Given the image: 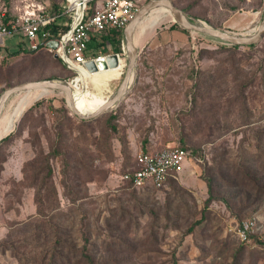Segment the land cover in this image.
<instances>
[{
    "label": "rangeland",
    "instance_id": "rangeland-1",
    "mask_svg": "<svg viewBox=\"0 0 264 264\" xmlns=\"http://www.w3.org/2000/svg\"><path fill=\"white\" fill-rule=\"evenodd\" d=\"M173 1L210 26L236 33L253 30L264 15V0ZM174 24L168 12H156L137 27L136 84L117 109L94 123L80 124L60 92L20 94L9 101L0 119V138L17 128L6 148L0 149V161L8 159L0 173V242L20 229L16 225L38 219L35 191L23 174L25 164L36 151L48 153L63 126L71 148H80L96 173L86 185L88 199L80 203L85 204L83 216L91 222L90 249L97 253L98 264H236L234 257L240 253H245L243 264H264V204L239 211L238 203L230 201L235 206L231 211L217 201L206 210L209 195L203 181L227 183L223 173H231L229 166L255 164L259 155L264 156V141L254 140L264 127V40L256 48L229 50L224 47L231 46L180 26L173 29ZM22 40L21 34L7 36L2 55L18 48ZM116 48V44L107 48V55H119L116 67L94 73L80 69L85 84L80 73L63 72L52 57L48 63L30 64L39 55L30 63L21 56L0 61V96L22 83L74 81L82 88L74 97L90 113L123 80L126 57L123 46L119 54ZM123 69L120 79L109 82ZM250 82L246 112L242 96ZM198 91L201 98L195 104ZM62 108L65 121L58 127L61 113L57 111ZM168 146L192 150L185 171L161 189L133 192L123 175L135 155ZM53 167L61 207L67 210L71 204L64 195L61 160H54ZM236 190L216 189L214 194L227 199ZM251 220L256 222L255 244L247 248L235 236L241 224ZM0 264L19 263L11 252L0 249Z\"/></svg>",
    "mask_w": 264,
    "mask_h": 264
},
{
    "label": "trees",
    "instance_id": "trees-1",
    "mask_svg": "<svg viewBox=\"0 0 264 264\" xmlns=\"http://www.w3.org/2000/svg\"><path fill=\"white\" fill-rule=\"evenodd\" d=\"M18 1L20 0H0V25H5L19 18L20 13L16 10V3ZM39 1L45 2L47 9L52 14L59 16L57 22L50 27L52 35L58 37L61 33L67 31L71 18L62 15L68 8L67 0H60L59 3L52 2L51 0ZM173 3L179 7L178 3L175 1H173ZM98 4L99 2L95 1L88 5L87 17L95 13V10L99 6ZM184 11L189 12V9L186 8ZM178 27L177 24L172 26L173 29ZM122 34L123 30H113L98 34V36L93 35L89 44V50L94 54H107L109 44H116L117 53H122ZM22 38L23 40L18 44V48L12 51L7 50V54L10 58L21 56L23 57L24 63H30L29 61L32 57L39 55L30 63L35 64L36 62L34 61L48 63L50 57H52L53 62L57 64L63 72L69 73L72 76L77 75V73L70 70L61 59H55L52 54L46 51L38 53L31 52L28 48L26 38L24 36H22ZM256 46L258 45L247 47L256 48ZM239 48L242 47H224V49L229 50H238ZM122 62L125 65V69L127 65L126 61L122 59ZM124 69L121 73H116L114 78L109 82L120 79L124 74ZM79 72L82 71L79 70ZM72 85L74 94L82 90L81 86L74 81ZM251 85L252 82L245 85L243 89V111L246 112L248 107L246 106L245 93ZM199 93L200 91H198V94L194 95L195 104H197V99L201 98V94ZM104 98L106 101L109 96H104ZM40 104L41 102L37 105L39 106ZM65 110V108H62L57 111L61 113L60 118H58V127L65 121ZM77 119L82 125L97 121V119L91 121ZM113 129L117 133L119 132L116 126H113ZM259 130L260 131L254 134V140L262 142L264 141V127L259 128ZM64 132L65 130H63L62 126L59 131L58 140L51 145L50 151L48 153L36 151L35 158L25 164L23 174L25 181L30 182L28 187L35 191L38 219H36L34 223L30 221L26 224L16 225L15 227L20 229L10 232L6 240L0 242V249L3 252H11L19 264H98L96 261L97 253L92 252L90 249V246L93 245L90 239V235L92 234L90 229L91 222L87 221V218L83 216L81 210L85 204L82 205L80 203L88 199V196H85L87 194L86 185L94 181L96 173L93 171L92 164L87 161V156L81 154L80 148H71L70 144L65 139ZM10 139L11 136L3 140L0 143V149L6 148ZM94 143H97V141L95 140ZM180 147L185 148L191 157L192 150L185 146ZM57 159H60L62 163L61 174L64 180V195L69 199L71 204V207H68L67 210L61 207L58 190L53 180L55 175L53 161ZM7 161L8 159L6 157L0 161V173L3 172L4 164ZM135 164L136 161L134 157L132 165L123 175V180L124 176L131 172ZM229 170L231 173H223L227 175V183L215 184V179H203L209 195L205 202V209L209 210L211 205L217 201L224 203L227 209L231 211L235 210V206H233L230 201L238 203L239 207L236 209L239 211L249 209L250 207L255 208V210L260 208V206L264 204V156L259 155L255 164H246L243 162L241 165L229 166ZM174 180L176 179H170L168 184ZM125 183L133 192L137 190H157L153 187L137 189L129 182L125 181ZM223 188H238V190L228 193L227 199L217 197L214 192L216 189L220 190ZM78 203L80 204L77 205ZM80 216H82V218H79ZM197 225L201 226L202 222L197 223ZM79 234L81 235L80 237ZM235 238L247 248L248 246L254 247L255 243L253 240L255 236L252 234L249 235V241L247 242L241 241L238 235L237 237L235 236ZM244 256L245 253H240L237 257H234V262L236 264H243Z\"/></svg>",
    "mask_w": 264,
    "mask_h": 264
},
{
    "label": "built area",
    "instance_id": "built-area-1",
    "mask_svg": "<svg viewBox=\"0 0 264 264\" xmlns=\"http://www.w3.org/2000/svg\"><path fill=\"white\" fill-rule=\"evenodd\" d=\"M95 1L99 6L92 16L87 17L88 5ZM67 4L68 8L62 15L71 18L69 29L56 37L50 27L59 16L37 0H20L19 18L0 25V61L10 60L8 55H2L5 38L21 34L31 52L46 51L58 56L78 74L80 69H87L88 62L109 56L102 53L95 56L89 50L93 35L124 30L145 3L141 4V0H67ZM52 42L58 43L56 49L50 46ZM189 158L188 151L180 146H168L155 152L141 151L135 155L136 164L124 180L137 189H161L168 185L170 179H177L185 171ZM255 229L256 222H243L238 230L241 241H249V235Z\"/></svg>",
    "mask_w": 264,
    "mask_h": 264
},
{
    "label": "water",
    "instance_id": "water-1",
    "mask_svg": "<svg viewBox=\"0 0 264 264\" xmlns=\"http://www.w3.org/2000/svg\"><path fill=\"white\" fill-rule=\"evenodd\" d=\"M159 8H166L170 10L174 19V23L180 26L182 29L190 33L217 41L226 46L247 47L259 45L264 39V15L259 22V25L253 30L244 33H236L227 29L210 26L206 22L191 16L181 8L177 7L172 0H148V2L137 13L132 22L123 30L122 46L124 55L126 57V71L119 88L109 96L105 104L99 110L90 114L83 113L80 109H78L76 103L74 102V88L72 85L73 81L71 82L67 80L54 79L27 82L5 90L0 96V118L12 96H14L16 93L26 92L31 89L44 91L48 94L53 92H60L64 94L67 104L73 114L80 120L84 121L97 119L98 117L117 109L130 95L138 78L139 48L135 43L136 27L140 22L143 21L145 17L150 15L152 11ZM50 46L56 49L58 47V43L52 42ZM55 59H59V57L55 56ZM118 62L119 56L117 54L109 55L106 58H99L96 61L88 62L86 67L90 72L94 73L98 70L103 71L116 67ZM68 100L70 101V104L68 103ZM15 129L7 135L1 137L0 143L8 138L15 131Z\"/></svg>",
    "mask_w": 264,
    "mask_h": 264
},
{
    "label": "bare ground",
    "instance_id": "bare-ground-1",
    "mask_svg": "<svg viewBox=\"0 0 264 264\" xmlns=\"http://www.w3.org/2000/svg\"><path fill=\"white\" fill-rule=\"evenodd\" d=\"M159 10L162 11V12H168L169 15L172 17V14H171L170 10H168V9H166V8H159V9H157V10H154V11H152V13H150V15L153 14V13L158 12ZM150 15H148V16H150ZM148 16H147V17H148ZM147 17H145V18L143 19V21H144ZM172 19H173V17H172ZM173 20H174V19H173ZM143 21H142V22H143ZM142 22H140V23L138 24V26H139ZM138 26H137V27H138ZM137 27H136V29H137ZM135 33H136V30H135ZM135 43H136V42H135ZM136 45H137V44H136ZM79 73H80V78H81L82 82L85 84V82H86L85 75H84L82 72H79ZM34 92H44V91L31 89V90H28V91H26V92L16 93L14 96H12V97L10 98V100H11L12 98H14L15 96H18V95H20V94H29V93H34ZM73 98H74V102L76 103L78 109H80L83 113H88V112H86V111L81 107L80 103L76 100V98L74 97V95H73ZM105 102H106V101H105ZM105 102L102 103L99 107H97L95 110H93V111L90 112V113H93V112H96L97 110H99V109L105 104ZM68 103L70 104V101H69V100H68ZM3 112H4V111H3ZM3 112H2V114H3ZM90 113H88V114H90ZM1 116H2V115H1ZM0 119H1V118H0Z\"/></svg>",
    "mask_w": 264,
    "mask_h": 264
},
{
    "label": "crops",
    "instance_id": "crops-1",
    "mask_svg": "<svg viewBox=\"0 0 264 264\" xmlns=\"http://www.w3.org/2000/svg\"><path fill=\"white\" fill-rule=\"evenodd\" d=\"M37 1L45 5V2H41V1H39V0H37ZM145 4H146V3H145ZM145 4H144V5H145ZM20 6H21V5H20V1H18V2L16 3V10H18V9L20 8ZM158 12H162V11L159 10ZM11 100H12V99H11ZM8 104H9V102H8ZM8 104H7V105H8ZM7 107H8V106L5 107L4 112H3L2 116H1V118H3L4 113H5L6 110H7Z\"/></svg>",
    "mask_w": 264,
    "mask_h": 264
}]
</instances>
